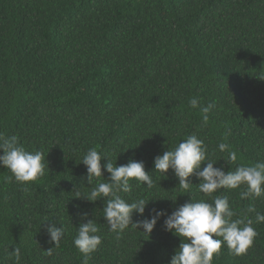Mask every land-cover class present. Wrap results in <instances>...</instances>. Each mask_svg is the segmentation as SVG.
Returning <instances> with one entry per match:
<instances>
[{
    "label": "trees",
    "instance_id": "obj_1",
    "mask_svg": "<svg viewBox=\"0 0 264 264\" xmlns=\"http://www.w3.org/2000/svg\"><path fill=\"white\" fill-rule=\"evenodd\" d=\"M261 71L264 0H0V133L42 151L45 164L26 184L0 165V264H84L74 244L82 213L102 236L87 264H170L181 241L165 230L166 216L150 236L130 227L117 239L103 199L75 198L90 190L82 157L97 148L117 166L144 163L154 187L133 180L130 194L119 193L152 200L134 222L152 209L170 215L191 200L211 203L195 175L185 192L171 169L154 171V158L195 134L225 172L264 161ZM192 98L214 105L206 126ZM243 190L212 195L228 198L233 219L251 217L258 235L243 255L222 246L213 264H264V222L247 212L264 214V197L241 199ZM50 224L64 227L58 247Z\"/></svg>",
    "mask_w": 264,
    "mask_h": 264
},
{
    "label": "clouds",
    "instance_id": "obj_2",
    "mask_svg": "<svg viewBox=\"0 0 264 264\" xmlns=\"http://www.w3.org/2000/svg\"><path fill=\"white\" fill-rule=\"evenodd\" d=\"M258 78L264 80V71L259 72ZM189 106L192 109L199 108L202 122L206 126L208 113L214 105L202 106L198 99L192 98L189 100ZM218 149L220 152L227 150L228 160L237 161V154L230 150L229 144L221 142ZM0 150L3 153L0 155V165L9 170L18 183L35 182L44 176V153L40 150H26L17 136H5L0 133ZM208 155L204 141L193 134L171 150L155 157L154 171L165 175L171 169L179 181L178 186L185 192L192 185L189 178L195 175L200 181L197 185L199 191L206 194L211 203L203 199L196 202L191 200L177 207L170 215L163 210L152 209L150 218L134 222L133 214L144 216L146 207L152 200L138 198L129 203L119 193L130 194L133 190V180L151 189L154 187V180L150 173L145 171L142 161L130 159L126 165L117 166L97 148H90L80 162L86 166L90 190L83 195L79 190H74L75 198L91 203L103 199V218L109 230L116 233L117 239L130 227L143 229L142 233L150 236L158 219L166 216L165 230L179 237L181 241L171 257L170 264H213V259L220 254L222 246H226L234 255L246 254L258 235L253 227V219L248 215L233 219L236 213L228 198L212 194L223 189L234 190L243 187L241 199L264 197V161L238 165L235 171L225 172L222 168L214 167L217 162L208 160ZM104 160L107 162L102 165ZM202 165L206 166L202 168ZM104 171L110 174L108 179L103 178ZM247 212L255 213L256 223L264 222V214L257 212L254 206L250 205ZM78 215L83 222L78 228L74 244L84 256V264H87V259L102 244V236L98 234L100 229L94 219H88L87 213ZM47 231L51 242L58 247L64 235V227L50 224ZM48 251L51 254V249ZM13 253L18 262L19 249H15Z\"/></svg>",
    "mask_w": 264,
    "mask_h": 264
}]
</instances>
